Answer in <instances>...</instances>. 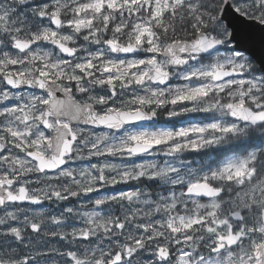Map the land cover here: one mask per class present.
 <instances>
[{"label":"snow or ice","instance_id":"snow-or-ice-1","mask_svg":"<svg viewBox=\"0 0 264 264\" xmlns=\"http://www.w3.org/2000/svg\"><path fill=\"white\" fill-rule=\"evenodd\" d=\"M0 264H264V0H0Z\"/></svg>","mask_w":264,"mask_h":264},{"label":"rangeland","instance_id":"rangeland-1","mask_svg":"<svg viewBox=\"0 0 264 264\" xmlns=\"http://www.w3.org/2000/svg\"><path fill=\"white\" fill-rule=\"evenodd\" d=\"M167 126V125H166Z\"/></svg>","mask_w":264,"mask_h":264}]
</instances>
